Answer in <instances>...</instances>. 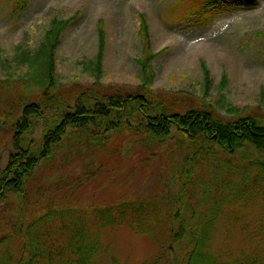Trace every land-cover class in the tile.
I'll list each match as a JSON object with an SVG mask.
<instances>
[{"label":"rangeland","instance_id":"1","mask_svg":"<svg viewBox=\"0 0 264 264\" xmlns=\"http://www.w3.org/2000/svg\"><path fill=\"white\" fill-rule=\"evenodd\" d=\"M175 1L0 0L2 116L15 114L11 104L15 101L14 107L19 106V98L22 103L23 98L34 92L33 83L21 86L16 78L25 75L30 53L38 51L46 34L59 22H65L66 26L53 49L56 89L49 96L66 100L72 97L73 89L95 82L110 90L136 91L141 85L136 64L141 57L140 16L147 21L152 51L164 49L152 61L151 86L155 94L192 106L210 104L222 117L232 120L257 110L264 113V0H256L250 7L215 6L206 9L203 15L197 14L187 1L180 4ZM98 21L104 24L105 47L96 72ZM18 45L22 52H28L29 60L15 56ZM201 62L210 76L208 88ZM16 64H22V70L16 69ZM133 107L134 111L127 115L130 131L137 126V115L141 120L138 106ZM62 110L43 108L39 117H33L23 135L25 145L39 147L44 129L60 121L58 114ZM2 116L0 175L11 153L10 124ZM174 132L176 129L172 128L171 133ZM87 136L68 128L54 157L38 167L30 178L24 196L10 194L0 199V240H9L0 248V264L17 263L22 249L29 252L44 233L48 237L45 240L58 243L60 224L86 221L94 207L114 204L122 196L172 198L178 193V185L185 181L183 178L192 174L191 168L197 175L188 206L195 209V214H214L218 219L212 253L223 254L237 247L240 251L227 252L235 258L238 254L254 255L264 260L262 176L255 188L248 184L251 181L247 182L246 193H250L246 203L227 208L233 204L230 202L235 194L246 199L241 189L243 171L236 167L232 172L229 168L236 164L230 163L231 156L217 145L208 144L211 145L208 148L206 142L190 143L182 137L143 144L140 142L143 135L138 137L130 132L124 136L119 156L112 160L108 151L117 142L116 134L104 131L94 142L88 141ZM105 146L109 148L106 150ZM240 152L243 151H237L235 156ZM195 153L199 155V165L192 167ZM247 153L256 162L257 156L251 151ZM254 173V169L247 171L248 176ZM165 211L151 215L158 222L155 234L154 231L139 234L127 227L105 231L101 240L104 252L96 264H137L156 256L166 237V233L161 235L160 222ZM46 212L49 213L44 224L41 219ZM245 225L248 234L240 230ZM233 233L243 239L241 245H238L240 238ZM65 234L67 231L61 233V238ZM231 236L232 239L227 238Z\"/></svg>","mask_w":264,"mask_h":264},{"label":"trees","instance_id":"2","mask_svg":"<svg viewBox=\"0 0 264 264\" xmlns=\"http://www.w3.org/2000/svg\"><path fill=\"white\" fill-rule=\"evenodd\" d=\"M192 5L197 14L203 15L208 8L223 5H235L250 7L256 0H176V4L184 3ZM178 2V3H177ZM206 14V13H204ZM65 22H59L53 27L40 44L38 51L31 55L29 60L28 52H22L21 45L15 47V56L18 59L22 56L29 60L25 75L16 78L21 86L33 83L34 92L11 104L15 114H2L10 124L11 153L6 168L0 175V199L13 194L23 197L25 188L30 182L38 167L45 166L54 157L55 150L62 144V137L70 128L76 132L87 134L88 141H96L99 133L104 131L116 134V144L112 146L108 155L112 160L119 156L124 136L132 132L139 137L141 143L152 142V140L181 139L190 143L197 141L217 145L221 151L231 156L230 163L235 167L229 168L232 172L238 167L243 171L241 189L246 193L247 182L255 184L259 176L264 181V113L259 110L249 112L244 116H238L236 120L222 117L210 104H182L172 100L168 96L155 94L152 91V79L154 72L152 61L157 58L164 49L153 52L150 42L149 27L144 16H140L138 30L141 57L136 61L140 70L141 85L133 91L110 90L101 86L98 82L92 85L77 87L73 89L72 97L66 100L58 99L57 96H49L55 90L53 49L56 41L65 28ZM98 50L96 54L95 71H99L103 59L105 47V32L103 21L96 24ZM32 64V65H30ZM34 65L36 67H34ZM22 64H16V69L22 70ZM33 67V69H32ZM200 67L205 77V86L209 87L210 76L206 65L201 62ZM8 77V76H7ZM54 98L51 100V98ZM71 103L73 106L71 107ZM133 105L137 108L141 120L137 115V126L131 129L128 127L127 115L134 111ZM57 107L63 110L58 114L60 121L49 125L44 129L39 147L25 145L24 134L28 131L33 117H39L43 108ZM2 109V110H1ZM236 114V113H235ZM127 121H126V120ZM175 128L176 132L171 133ZM128 130L129 132H124ZM180 140V139H178ZM105 145V144H104ZM104 147V146H102ZM106 147V146H105ZM207 147V146H206ZM109 147H106L107 150ZM211 148V145H208ZM105 150V151H106ZM242 150L237 156L236 152ZM247 151L257 156L256 162H252ZM198 153V152H197ZM195 153L194 165H199V155ZM234 156V157H233ZM247 165V166H245ZM192 169V174L185 176L183 184L178 185L177 194L172 198L166 196L158 200L149 196L148 198H127L121 197L114 204L104 207H94L91 216L86 221L79 223L67 222L65 226L60 224V241L45 240V233L42 238H37V243L32 246L29 252L22 249L20 258L15 264H96L102 254V236L105 231H111L120 227H127L139 234H149L154 231L158 222L152 218V213L165 209V217L160 220L164 241L159 246V253L151 259L144 260L137 264H259L264 260L256 259L257 256L236 255L233 257L228 250L240 251V248L232 247L225 250L223 254H214L211 251L215 240L216 224L218 219L214 214L209 216L202 212L195 214V209L189 205L191 189L194 187L197 172ZM254 169V175L248 176L247 171ZM185 174V173H183ZM182 174V175H183ZM249 191L245 194L246 199L242 200L240 195L235 194L230 203L234 206L238 203H246ZM169 205V206H168ZM160 206L162 208H157ZM168 208H165L167 207ZM49 212H54L50 211ZM43 214L41 223L47 224L48 213ZM236 219V218H233ZM242 222L244 221H238ZM230 226V225H229ZM240 230L248 234L247 225ZM67 234L61 238V233ZM20 233V231H19ZM151 234V235H153ZM233 236H237L233 233ZM227 237L232 239V237ZM239 237V236H237ZM44 238V239H43ZM240 238V244L243 239ZM9 240H0V248L8 244ZM24 243V242H23ZM22 243V244H23ZM48 243V244H46Z\"/></svg>","mask_w":264,"mask_h":264}]
</instances>
